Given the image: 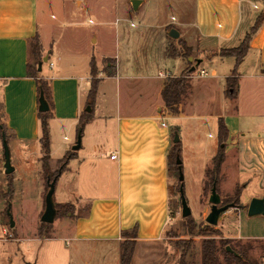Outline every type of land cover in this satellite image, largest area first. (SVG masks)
<instances>
[{"label":"crops","instance_id":"1","mask_svg":"<svg viewBox=\"0 0 264 264\" xmlns=\"http://www.w3.org/2000/svg\"><path fill=\"white\" fill-rule=\"evenodd\" d=\"M41 1L0 0V112L2 122L12 133L10 149L11 143H14L18 162H22L23 155H38L37 160L42 159L44 149L41 144L42 131L38 115V82L28 73L30 41L39 35L44 55H48L50 61L47 71L49 73L42 74L45 71L43 66L41 75L51 83L55 104L54 117L50 120L51 162L55 153L63 147L68 144L76 145L80 120L86 114L90 117L83 129L82 146L68 161L57 182L55 193L56 197L59 194L57 203L71 202L76 206L78 201L89 203L88 214L70 216L59 221L56 226V235L71 242L72 259L78 260L88 245L122 241V232L131 230L136 225H139L137 247L140 243L163 238L170 220L169 157L174 148L175 136L182 134L189 121L213 118L212 115L217 122L218 141L208 143L211 163L203 169L205 171L202 176V191L204 193L209 171L213 168L214 158L220 149L219 122L224 119L229 129L227 154L235 146L234 143L240 148L238 174L243 188L242 206L238 214L241 217L240 223L243 225L251 222L254 226L264 228V217L248 218V206L254 197L249 200L243 197L245 189L253 183H256L260 197L264 196V130L257 135H247L235 126L237 118L234 115H229L221 109L213 111L216 104L222 101V94L224 97L228 89V78L235 69L240 70L244 61L238 64L235 57L216 53L223 48L240 46L244 0H196L198 7L194 27L198 39L192 40L198 45L202 62H196L194 72L199 74L206 71L208 76L196 75L201 78H192L194 74L191 72V62L197 58L191 60L192 57L183 56L174 47L171 49L176 50V53L170 54L166 50L168 43L165 45V59L177 60L180 64L174 77L186 75L188 70L191 72L186 76L188 86L183 102L178 105V112H173L166 105L163 96L168 80L165 78L172 76V71L159 70L156 75H138L137 71L123 72L119 53L115 56L96 57L93 45L99 42L97 35L79 55L63 53L55 41L46 44L39 25ZM44 1L50 5L56 0ZM255 7H258V4H255ZM216 14L222 17L217 23L214 21ZM172 20L161 25L165 35L164 42L168 36L171 37L169 33L172 29L170 26L173 25ZM263 24L264 22L253 36L249 49H256L261 59L259 72L254 76L259 83L258 106L262 109ZM183 46L185 48V45ZM121 47L120 41L117 43L118 51H121ZM108 57L118 59L116 75L101 78L95 104L91 106L92 111L88 112L93 80L92 61L95 59L98 64H102L103 59ZM132 57L134 58V51ZM56 59H59L60 63L63 59L66 60L57 66ZM51 62L54 66H51ZM200 67L203 68L199 71ZM110 79L117 80L116 90L100 91L103 84ZM60 125L68 128L71 134L64 136L63 142H59L55 136ZM182 141L181 135V156L184 162L187 145ZM112 154H116L117 158L112 159ZM226 159L221 173H225L232 162L229 156ZM4 165V147L0 140V172L5 171ZM16 169L15 166V171ZM180 183L182 184L181 181ZM0 228L4 233L7 232L5 226ZM226 234L231 238L264 240L263 234L251 232L244 227L240 228V231ZM134 262L135 256L133 264ZM85 264L91 263L88 261Z\"/></svg>","mask_w":264,"mask_h":264},{"label":"rangeland","instance_id":"2","mask_svg":"<svg viewBox=\"0 0 264 264\" xmlns=\"http://www.w3.org/2000/svg\"><path fill=\"white\" fill-rule=\"evenodd\" d=\"M196 4V0H142L136 11L132 0H56L50 5L42 0L40 2L39 25L45 43L55 41L63 53L79 55L97 35L99 42L93 45L96 57L115 56L119 53L120 67L123 72L137 71L138 75H156L159 70L172 71V76L169 75L165 78L168 79L174 77L180 64L177 60L165 59L163 56L167 43L166 50L170 54L176 53V50L171 49L174 47L178 53L187 57L185 54L187 47L191 51L190 57L197 58L191 62L193 66L200 59L198 45L192 40V38L198 39L194 27L196 8L198 7ZM255 4H258V7H255ZM243 9L244 20L240 27V45L256 21L262 17L264 0H244ZM214 12L217 13V11ZM220 18H222L220 14H216L214 21L217 23L218 20H221ZM171 19H173V25L170 26V29L176 28L181 32V35L177 39L168 36L164 42L165 35L161 25ZM90 20H93L95 24H91ZM120 41L122 47L121 51H118L117 43ZM183 45L186 47L184 48ZM234 48L236 47L223 48L216 53L221 55L223 51ZM133 51L134 58L132 57ZM44 57L45 55L42 56L41 61ZM31 60L32 69L39 70L36 55L33 53ZM65 60L63 59L61 63H64ZM117 60L114 57H108L103 59L102 64H98L96 61L92 79L108 76L105 72L107 67L112 69L114 65H118ZM260 60L256 49H251L244 58L240 70H237L236 75L239 82L237 95L234 98L227 97L228 91H226L224 97L222 94V101L216 104L213 109V111L221 109L229 115H234L237 118L236 121L234 120L235 126L250 136L257 135L264 130V109L258 106L259 83L254 76L261 67ZM80 62L78 63L80 64ZM56 63L57 66L61 64L59 59H56ZM49 65L50 61L44 64L45 71L42 74L49 73L47 72ZM202 68L200 67L199 71ZM193 74L195 76L193 75L192 78H196L198 72L197 74L193 72ZM223 82L226 83V80L223 79ZM116 88L117 80L110 79L103 84L100 91H115ZM212 116L213 118L189 121L182 134L180 133L184 144L187 145L184 162L182 159V172L186 197L193 211L192 216L189 217L193 221V226L190 225L189 218L182 215L179 173L176 170L171 171L170 220L166 233L159 240L140 243L136 247L134 264H202L203 241L211 238H215L219 243L221 239H230L234 246L249 249L250 256L264 262V240L231 238L226 234L227 232L240 231V228L244 227L251 232L264 235V228L254 226L251 222L243 225L240 223L241 217L238 214L242 201L237 194L242 188V183L238 174L240 148L236 146V143L229 154L226 152L227 158L229 156L232 162L226 168V172L221 173L222 176L217 184L223 204H234V207L222 213L218 225H211L207 221L211 212L210 196L214 184H211L210 177H208L203 193L202 176L205 171L203 169L211 163L208 143L218 141L217 122L214 115ZM69 132L68 128L60 125L57 127L55 136L59 142H63L64 136L70 134ZM9 134H12L11 131ZM79 136L82 137V133H79ZM228 142L227 139L226 143L222 144L227 147ZM13 144L11 143V160L12 165L17 169L10 175L5 174V171L0 172V225L4 226L5 223L2 219V212L11 204L16 226L14 228L7 227L6 234L0 228L2 264H72L74 260L71 256V242L56 235V226L59 221L70 216L88 214L89 203L78 201L77 206L71 202L57 203L59 200V194H57V197L55 196L56 203L67 204L69 207L62 213H58L57 222L50 227V236H56L48 237L49 239L40 237L39 231L43 224L42 215L46 207L45 199L49 190V180L46 178L42 159L37 160L38 155L32 157L23 155L22 162H18L15 144ZM231 144L233 143L231 142ZM74 146L68 144L61 151L55 153L51 162L53 173L65 166V162L61 160L67 154L75 156ZM245 190L243 197L247 200L251 197L261 196L256 183ZM256 217L261 216H248L249 219H256ZM199 227L207 229L210 227L214 229L215 233L191 234V228L199 229ZM218 232L219 234H217ZM123 241L88 245L82 256L74 261V264H85L88 261L91 264H119V253ZM221 260L223 264H229L224 259V255H221Z\"/></svg>","mask_w":264,"mask_h":264},{"label":"trees","instance_id":"3","mask_svg":"<svg viewBox=\"0 0 264 264\" xmlns=\"http://www.w3.org/2000/svg\"><path fill=\"white\" fill-rule=\"evenodd\" d=\"M264 22V13L262 14V17L256 21V24L251 29L250 33L245 37L243 42L240 46L231 49L226 50L222 52V56H233L236 58L237 63L240 64L244 58L246 57L250 47L251 42L253 39V36L258 32L260 26ZM186 47V45H185ZM32 53L36 55L37 63L41 62L42 56H44V48L42 45L41 38L38 36L34 37L30 41V62L28 63V73L31 77L36 78L38 82V93L39 98L42 93H44L46 100L48 101L50 105V110L46 112H42L39 110V120L41 125V144L44 149V156L42 157V164L43 169L46 175V178L50 181H53L55 178H57V182L65 170V166L68 165V161L74 156L67 155L64 157L61 161L65 162V166L60 168L57 172L53 173L51 169V130H50V120L54 117V101H53V94H52V87L51 83L48 79L43 77L41 75V72L37 69L34 71L32 69V60L31 56ZM186 56L191 55V51L188 50L186 47L185 51ZM96 69V60L93 59L92 61V74L94 73ZM108 76H115L117 72V65H114V67L111 69L110 67H107L105 71ZM191 74V72L188 70L187 74L180 76V77H169L165 88L163 90V96L166 102V105L173 111L178 112V105L181 104L184 100V95L188 86V81L186 76ZM237 69L234 70L233 76L228 78V97L234 98L237 95V87L239 85L238 77H237ZM94 75V74H93ZM101 82V79H93L92 80V88L89 93V105L93 107L96 101L99 84ZM1 120H0V140L3 142L4 136L8 140L9 144L12 140V134H9V128L8 126L2 122V115L0 112ZM90 117L89 114L86 116L84 115L79 123L78 131L79 133H83V129L86 125V123L89 121ZM229 137V129L224 119H220L219 122V139H220V149L218 154L214 158V165L213 168L209 171V177L211 184L214 183L219 184L222 167L224 162L226 161L227 155H226V147L222 146V143H226L227 139ZM180 141L177 143H174V148L170 154L169 157V165L171 171H178L180 174L179 169V163L178 159H182L181 156V146ZM13 174V173H12ZM10 175V174H9ZM49 187V184H48ZM243 188H241L238 191V198L241 197ZM11 202V199L9 203ZM56 207L58 209V213H62L69 205L65 204H57ZM74 208V207H73ZM12 211V209H11ZM73 212V211H69ZM189 218V217H188ZM2 219L5 221L4 226L11 227L10 223V215L8 213V208L2 212ZM190 225L193 226V221L191 218H189ZM42 228L39 231V235L42 238H48L50 236V227L52 224H48L45 222H42ZM192 232L191 234H199V235H206L215 233L214 229L212 228H203L199 227V229L191 228ZM219 234V232L217 233ZM123 242L121 243V251H120V264H133V259L138 243L139 238V225H136L131 230H126L122 232ZM232 246L234 251L238 253L236 255L233 252H230L227 247ZM186 252V250H185ZM186 255V253H184ZM221 255H224V259L229 264H264V262L258 258L252 257L249 255V249L237 248L232 244V241L230 239H221V242L219 243L216 241L215 238L211 239H205L202 244V264H223L221 260Z\"/></svg>","mask_w":264,"mask_h":264},{"label":"water","instance_id":"4","mask_svg":"<svg viewBox=\"0 0 264 264\" xmlns=\"http://www.w3.org/2000/svg\"><path fill=\"white\" fill-rule=\"evenodd\" d=\"M142 0H132L133 7L137 11ZM170 36L173 38H179L180 37V32L176 28H172L170 30ZM191 60H193L191 58ZM46 62H49V56H45L43 61L39 63V71H43V66ZM202 62L201 59L197 60V63L200 64ZM196 70V66H193L191 68V72H194ZM39 110L42 112H46L50 110V105L48 101L45 98L44 93L41 94L39 98ZM88 112L92 111V107L88 106L87 108ZM1 120V116H0ZM180 141V136L179 134H176L174 142L177 143ZM82 146V137H78V141L76 145L74 146V150H79ZM3 147H4V160H5V173L6 174H12L15 172V167L12 165V160H11V149H10V144L6 137L4 136L3 138ZM179 163V169H180V181L182 182L180 186V196H181V203H182V215L185 218H188L192 216L193 211L192 208L190 207L189 201L186 197L185 193V188H184V174L182 172V160L178 159ZM49 184V190L46 195L45 199V211L42 215V222L48 223V224H53L55 223L57 216H58V209L56 207V201H55V193H56V186H57V178H55L53 181H48ZM210 202L212 204L211 206V212L209 213L207 217V221L211 225H218L220 217L222 213L227 211L228 209L234 207V204H225L221 205L223 203L222 196L220 195L217 187V183H214L212 190H211V196H210ZM11 204L9 205L8 208V213L10 215V223L11 227L14 228L16 226V222L14 221L12 211H11ZM248 215L251 217L254 216H264V196L263 197H255L252 199L250 205L248 206ZM227 249L230 252L235 253L238 255L236 251L232 248V246H228Z\"/></svg>","mask_w":264,"mask_h":264},{"label":"built area","instance_id":"5","mask_svg":"<svg viewBox=\"0 0 264 264\" xmlns=\"http://www.w3.org/2000/svg\"><path fill=\"white\" fill-rule=\"evenodd\" d=\"M90 23H91V24H94L95 22H94L93 20H90ZM51 66H54V63H53V62H51ZM198 75L201 76V77H205V76H208L209 73L206 72V71H201ZM111 158H112V159H116V158H117V155H116V154H112ZM6 233H7V232H5V234H6ZM0 243H1V240H0Z\"/></svg>","mask_w":264,"mask_h":264},{"label":"flooded vegetation","instance_id":"6","mask_svg":"<svg viewBox=\"0 0 264 264\" xmlns=\"http://www.w3.org/2000/svg\"><path fill=\"white\" fill-rule=\"evenodd\" d=\"M221 205H225V204L222 203Z\"/></svg>","mask_w":264,"mask_h":264}]
</instances>
